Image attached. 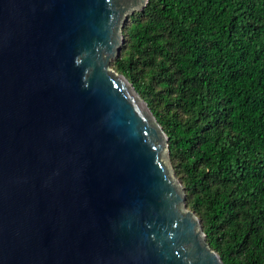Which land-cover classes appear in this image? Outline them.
<instances>
[{"label":"water","instance_id":"1","mask_svg":"<svg viewBox=\"0 0 264 264\" xmlns=\"http://www.w3.org/2000/svg\"><path fill=\"white\" fill-rule=\"evenodd\" d=\"M147 2L0 0V264H223L109 68Z\"/></svg>","mask_w":264,"mask_h":264},{"label":"trees","instance_id":"2","mask_svg":"<svg viewBox=\"0 0 264 264\" xmlns=\"http://www.w3.org/2000/svg\"><path fill=\"white\" fill-rule=\"evenodd\" d=\"M110 65L167 137L223 264H264V0H148Z\"/></svg>","mask_w":264,"mask_h":264},{"label":"rangeland","instance_id":"3","mask_svg":"<svg viewBox=\"0 0 264 264\" xmlns=\"http://www.w3.org/2000/svg\"><path fill=\"white\" fill-rule=\"evenodd\" d=\"M109 68H111V65H109ZM112 69V68H111ZM164 150H165V157H166V162H167V166H168V169H169V173H170V176L171 178L177 182V184L179 183L180 184V181L179 179L177 178L176 174H175V170L173 169V165L171 164V160L167 154V151H166V147H164ZM168 156V157H167ZM182 186V185H181ZM183 188V187H182ZM184 192V190H183ZM184 195H185V192H184ZM185 204H186V200H185ZM187 207V205H186ZM189 210V209H188Z\"/></svg>","mask_w":264,"mask_h":264}]
</instances>
